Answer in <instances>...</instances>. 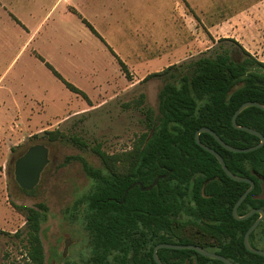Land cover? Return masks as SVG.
Returning a JSON list of instances; mask_svg holds the SVG:
<instances>
[{
	"label": "rangeland",
	"instance_id": "1",
	"mask_svg": "<svg viewBox=\"0 0 264 264\" xmlns=\"http://www.w3.org/2000/svg\"><path fill=\"white\" fill-rule=\"evenodd\" d=\"M187 1L194 9L182 7L181 13L176 0H0V264H28L26 217L13 204L44 206L38 209L43 264H63L66 239L69 264H81L92 254L86 204L75 201L93 182L76 156L102 166L95 146L110 155L130 151L147 131L145 109H156L163 85L159 77L143 80L147 74L213 54L220 45L235 48L230 41L218 42L224 37L235 38L264 61V2L234 24L210 30L201 20H217L249 0ZM72 6L106 43L71 11ZM9 12L29 28L41 22L37 38L26 49L21 46L27 33ZM107 44L126 63L128 77ZM31 46L90 101L66 88ZM230 53L240 58V50ZM41 127L59 129L63 136L49 141L45 130L34 132ZM34 143L48 147L49 162L30 193L15 181L13 167ZM183 238L176 237V243L192 242Z\"/></svg>",
	"mask_w": 264,
	"mask_h": 264
},
{
	"label": "trees",
	"instance_id": "2",
	"mask_svg": "<svg viewBox=\"0 0 264 264\" xmlns=\"http://www.w3.org/2000/svg\"><path fill=\"white\" fill-rule=\"evenodd\" d=\"M79 17L104 41L90 22ZM223 40L230 41L235 48L220 45V50L213 54L173 63L144 77L143 80L159 77L163 85L158 92L156 109H145L147 131L141 133L129 152L110 155L99 145L95 146L103 169L76 156L93 182L92 188L75 201L76 205L86 204V226L98 255L86 264H157L152 255L153 247L161 242L176 243V237H188L192 240L190 244L217 252L239 264L264 262L263 255L248 251L243 243L244 233L257 214L243 220L232 215L234 203L249 184L227 176L215 156L194 138L195 131L206 126L235 147H249L259 142L256 135L233 127L231 117L245 101L264 104V61L256 59L235 38H219L218 42ZM108 48L128 77L126 63L110 46ZM237 49L240 50L238 59L230 53ZM39 58L70 91L90 101L82 89L62 77L48 61ZM142 101L143 94L136 104ZM236 122L264 135V110L256 106L243 109ZM43 134L49 141L63 136L59 129L45 130ZM199 137L203 144L222 156L232 173L254 179L255 187L240 203L237 213L263 207V190L252 171L264 176V143L252 151L233 152L208 132H201ZM164 174L149 190H141L137 184L128 188L136 181L146 187ZM177 183L187 185L191 192H194L191 183H205L210 194L201 198L198 188L191 193L194 205L189 206V212L193 219L181 220L179 224L176 222ZM34 189L23 190L31 193ZM122 198L124 201L120 202ZM13 206L26 217L28 264H43L38 209L44 206L41 203L37 207ZM187 228L191 229L186 231ZM249 242L255 248L264 249V219L250 233ZM157 255L164 264H225L193 249L159 248Z\"/></svg>",
	"mask_w": 264,
	"mask_h": 264
},
{
	"label": "water",
	"instance_id": "3",
	"mask_svg": "<svg viewBox=\"0 0 264 264\" xmlns=\"http://www.w3.org/2000/svg\"><path fill=\"white\" fill-rule=\"evenodd\" d=\"M249 106H256V107L264 110V104H262L260 102H257V101H245V102L241 103L236 108V110L234 111V113H233V115L231 117V123H232L233 127L237 128V129H241V130H244V131H247L249 133H252V134L256 135L259 138V142L257 144L249 146V147H235V146L229 145L228 143L223 141L216 134L215 131H213L211 128L206 127V126H202L199 129H197L195 131L194 138H195V141H196L197 144H199L201 147H203L205 150H207L208 152H210L211 154H213L215 156V158L217 159V161L219 162L221 168L223 169V171L225 172V174L227 176H229L233 180L244 181V182H248L250 184V186L247 189H245V191L239 196V198L234 203V205L232 207V215L236 219H246L249 216H251L253 213H258L260 215L248 227V229L245 231L244 236H243V242H244V245H245V247H246V249L248 251H251L253 253H256V254L264 256V249L255 248V247L251 246V244L249 243V235L256 228L258 223L263 219V217H264V209H262V208H252L246 214L241 215V216L238 215V213H237L238 206L243 201V199L246 197L248 192L250 190H252V188L254 186V182L250 178L239 176V175H236V174L232 173L228 169V167H227L224 159L222 158V156L215 149L203 144L200 141V137H199L201 132H208L225 149L233 151V152H248V151H252V150H255V149L259 148L264 143V135L261 132L257 131L256 129H253V128L248 127V126L238 125L237 122H236L237 115L243 109H245V108H247ZM48 154H49V150H48V147L45 144H43V143H35V144H32L29 147H27V149L20 156H18L15 159L14 167H13L14 178H15V181L17 182V184L22 189L32 190L38 184V182L40 180L41 173L43 172L45 166L49 162ZM164 176H165V174L164 175H158L152 181V183L150 185L146 186V187H144L141 182L136 181V182L132 183L128 188H131L132 186L137 184L141 190H149L157 183V180L159 178H162ZM123 201H124V198H122L120 202H123ZM159 248L193 249V250L197 251L198 253H200L203 256H206V257H209V258H213V259H219V260L223 261L225 264H239V263L231 261L230 259L226 258L225 256H223V255H221V254H219L217 252L210 251V250L205 249V248H203V247H201L199 245H196V244H179V243H167V242L158 243V244H156L153 247L152 255H153L154 261L157 264H164L161 261V259L159 258V256L157 255V250ZM262 264H264V262Z\"/></svg>",
	"mask_w": 264,
	"mask_h": 264
},
{
	"label": "crops",
	"instance_id": "4",
	"mask_svg": "<svg viewBox=\"0 0 264 264\" xmlns=\"http://www.w3.org/2000/svg\"><path fill=\"white\" fill-rule=\"evenodd\" d=\"M264 2V0H249L247 2H244L242 5H240L234 12H232L231 14H227L226 16H222L221 18L217 19V20H209L208 22L206 21V23L203 22V20H201L202 24L204 27H206L207 29H212L214 28L216 25H224V24H234V22L238 19V17L248 14L254 10H256L258 8V6ZM92 2L90 1V4ZM187 3V5H186ZM182 7H190L192 9H194L192 6H190V4L188 3L187 0H179V2L176 0V11L179 10V12H183ZM5 8V7H4ZM71 11L73 13H75L78 17L79 15L82 16V14L77 10V8H75L74 6L71 7ZM76 11V12H74ZM10 17L17 23L19 24L27 33V37L24 41V43L21 46V50L22 49H26L28 48L32 42L37 38V34L40 31V26H41V22L39 24H37L36 26H34L33 28H29L28 26H26L24 23H22L13 13L9 12ZM83 17V16H82ZM80 18V17H79ZM85 18V17H83ZM206 18V17H205ZM81 19V18H80ZM86 19V18H85ZM87 20V19H86ZM208 20V19H207ZM82 21V20H81ZM88 21V20H87ZM83 22V21H82ZM89 22V21H88ZM84 23V22H83ZM212 23V24H211ZM93 26V25H92ZM94 27V26H93ZM89 29V28H88ZM90 30V29H89ZM97 31V30H96ZM98 32V31H97ZM99 33V32H98ZM94 34V33H93ZM100 34V33H99ZM98 37V36H97ZM102 37V36H101ZM103 38V37H102ZM101 40V39H100ZM104 43H106L104 41ZM108 45V44H107ZM109 46V45H108ZM32 47V46H31ZM113 50V49H112ZM114 51V50H113ZM31 52L37 57L39 58V56H41L36 49H34L33 47L31 48ZM109 52L111 53V51L109 50ZM115 52V51H114ZM116 53V52H115ZM111 55H113V53H111ZM117 55V54H116ZM115 60L117 61V58L115 57V55H113ZM118 56V55H117ZM42 57V56H41ZM119 57V56H118ZM43 58V57H42ZM120 58V57H119ZM40 59V58H39ZM44 59V58H43ZM121 59V58H120ZM41 60V59H40ZM45 60V59H44ZM122 60V59H121ZM42 61V60H41ZM46 61V60H45ZM43 62V61H42ZM118 62V61H117ZM44 64V62H43ZM119 64V63H118ZM45 65V64H44ZM52 65V64H51ZM46 66V65H45ZM120 66V65H119ZM47 67V66H46ZM48 68V67H47ZM49 69V68H48ZM50 70V69H49ZM105 70V69H103ZM51 71V70H50ZM95 71V70H94ZM98 71H95L94 73H97ZM52 73V71H51ZM53 74V73H52ZM54 75V74H53ZM55 76V75H54ZM56 77V76H55ZM63 77V76H62ZM58 80L62 83V81L58 78ZM63 84V83H62ZM64 85V84H63ZM65 86V85H64ZM66 87V86H65ZM67 88V87H66ZM5 101H3L4 103ZM14 102V101H13ZM12 102V103H13ZM41 102H38V105ZM40 106V110H42L43 105H39ZM67 117V116H66ZM65 117V118H66ZM63 118V119H65ZM62 119V120H63ZM61 121V120H60ZM59 122V121H58ZM56 122V123H58ZM47 127V126H46ZM46 127H41L39 129H37L34 132H40L43 130H46ZM1 140V138H0Z\"/></svg>",
	"mask_w": 264,
	"mask_h": 264
},
{
	"label": "flooded vegetation",
	"instance_id": "5",
	"mask_svg": "<svg viewBox=\"0 0 264 264\" xmlns=\"http://www.w3.org/2000/svg\"><path fill=\"white\" fill-rule=\"evenodd\" d=\"M35 144V143H34ZM44 144V143H43ZM29 147V146H28ZM49 150V149H48ZM49 156V154H48ZM98 168H102V166H96ZM84 170V169H83ZM85 172V171H84ZM86 173V172H85ZM254 177L256 178V180L258 181V183L261 185L262 187V190H263V197H264V176L262 174H260L259 172L253 170L252 171ZM243 177H247V176H243ZM247 178H250V177H247ZM253 182H254V186L253 188L255 187V181L254 179L250 178ZM248 183V182H246ZM249 184V183H248ZM191 188L192 190L195 192V190L198 188V194L201 196V198H205V197H208L210 194L206 191L205 189V183L203 184H197V183H191ZM250 186V184H249ZM248 186V187H249ZM36 187V186H35ZM182 187V188H181ZM247 187V188H248ZM246 188V189H247ZM252 188V189H253ZM187 185L185 184H180V183H177L176 184V222H179L181 220H190V219H193L192 215H190V212H189V206L191 205H194V199L191 198L190 194L191 193H194V192H191V190H187ZM245 191V190H244ZM243 191V192H244ZM251 191V190H250ZM249 191V192H250ZM248 192V193H249ZM226 193V187L224 186V194ZM121 201V200H120ZM224 202H225V198H224ZM254 208H262L264 209V205L263 207H254ZM252 209V208H251ZM250 209V210H251ZM248 212V211H247ZM247 212L245 213H241V214H238V215H244L246 214ZM254 214V213H253ZM257 214V217L254 219V221L260 216L258 213ZM86 217V216H85ZM264 219V217H263ZM262 219V220H263ZM243 220V219H241ZM261 220V221H262ZM253 221V222H254ZM260 223V222H259ZM258 223V224H259ZM85 227H86V230L88 231V228L85 224ZM257 227V226H256ZM88 234L90 235L89 231H88ZM250 236V235H249ZM68 243H69V239H66L65 242H64V247H63V251H62V257H63V264H69L68 263V259H67V248H68ZM91 243V241H90ZM244 243V242H243ZM250 243V242H249ZM262 249V248H261ZM91 250H92V254L90 256H88L86 259L83 260V262L81 264H86L87 262H90L93 258H97L98 255H97V252H95L94 248L92 247L91 245Z\"/></svg>",
	"mask_w": 264,
	"mask_h": 264
}]
</instances>
